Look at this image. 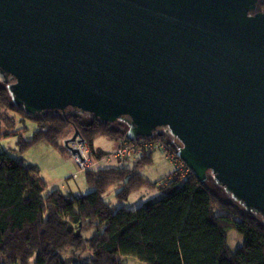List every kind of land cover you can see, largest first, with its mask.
<instances>
[{"label": "water", "instance_id": "obj_1", "mask_svg": "<svg viewBox=\"0 0 264 264\" xmlns=\"http://www.w3.org/2000/svg\"><path fill=\"white\" fill-rule=\"evenodd\" d=\"M261 0H0V77L30 115L166 135L200 184L264 223ZM74 130L63 145L82 159Z\"/></svg>", "mask_w": 264, "mask_h": 264}, {"label": "trees", "instance_id": "obj_2", "mask_svg": "<svg viewBox=\"0 0 264 264\" xmlns=\"http://www.w3.org/2000/svg\"><path fill=\"white\" fill-rule=\"evenodd\" d=\"M259 8L264 12V0ZM17 119L37 127L30 140L21 141V150L44 140L62 155H70L62 140L74 130L97 157V138L120 145L126 141L124 123L103 124L72 110L65 115L25 113L14 105L0 77V140L20 131L13 130ZM152 139L175 155L166 135ZM152 153L141 156L132 168L83 171L89 191L79 197L47 191L38 174L0 153V264H65L66 249L88 251L91 259L82 264H123L124 258L144 264H264V223L255 214L224 192L228 202L220 201L211 181L200 184L192 174L183 181L167 176L150 182L137 167L150 164ZM142 188H156L161 196L133 210L122 206ZM110 192L115 204L105 200ZM214 206L238 220L215 215ZM227 230L243 237L234 252L227 248Z\"/></svg>", "mask_w": 264, "mask_h": 264}, {"label": "rangeland", "instance_id": "obj_3", "mask_svg": "<svg viewBox=\"0 0 264 264\" xmlns=\"http://www.w3.org/2000/svg\"><path fill=\"white\" fill-rule=\"evenodd\" d=\"M4 127V125H3ZM13 130L18 131V133L14 136L5 137L0 140V153H6L16 161L20 162L24 165L28 170L40 174L42 176L54 175L55 177L61 178L65 177V175H70L72 171L79 170L77 165L74 163V157H66L62 155L58 150L51 148L46 141L40 140L31 146L27 147L24 150L20 149L21 141H28L32 138L34 131L37 130L36 124L29 120H20L17 119L14 125ZM73 133L69 132L67 135V139L72 136ZM65 139L62 141L64 142ZM62 142V144H63ZM116 141L107 140L105 138L99 137L96 140L95 148L97 151H102L105 155H109L113 152L112 148L114 147ZM77 144H72V147H76ZM85 145H78V149H81L83 152ZM80 147V148H79ZM90 153L88 150L86 151ZM167 157L171 158V152L167 149L166 151L156 150L152 156L151 164H140L137 167V171L150 182H157L167 176L172 171V165L166 159ZM88 157L95 159L93 154ZM112 157V156H111ZM110 157V158H111ZM169 158V159H170ZM115 161V162H114ZM117 163V160L112 157L110 161H103L99 164L98 167H112ZM128 167V166H126ZM78 182H81V189L86 188L85 190H81V193H87L89 189L82 183L83 181V173L80 171ZM212 184V183H211ZM211 188L215 193H217L220 197V201L227 203L228 200L225 198V195L222 189H219L216 186L211 185ZM161 196L160 191L156 188H142L137 193L131 195L127 201L122 203V206L126 209H136L142 206L146 201H153L158 199ZM105 200L115 204L113 193L106 195ZM213 211L215 215L218 216L220 213H224L225 215L233 218L234 220H238L236 217L232 216V214L220 206H214ZM227 238V248L230 252H234L237 248H239L243 243V237L238 232L234 230L226 231ZM91 259V255L88 251L82 250L80 252L71 251V249H66L62 253V260L65 264H82L88 262ZM32 264V263H30ZM123 264H144L138 261L135 258H124Z\"/></svg>", "mask_w": 264, "mask_h": 264}, {"label": "built area", "instance_id": "obj_4", "mask_svg": "<svg viewBox=\"0 0 264 264\" xmlns=\"http://www.w3.org/2000/svg\"><path fill=\"white\" fill-rule=\"evenodd\" d=\"M83 148V152L79 149L82 159L73 156L80 171L92 169L96 165V162L91 157H88V152H86L88 149L84 146ZM156 150L166 151L167 146L157 139L137 140L132 142L125 141L114 150L111 156L117 160L119 167L124 168L127 166L128 161L138 160L141 156ZM171 159L173 168L169 174L170 178H179L183 181L190 177L192 173L176 155L171 154ZM75 177L76 176L73 175V178Z\"/></svg>", "mask_w": 264, "mask_h": 264}, {"label": "crops", "instance_id": "obj_5", "mask_svg": "<svg viewBox=\"0 0 264 264\" xmlns=\"http://www.w3.org/2000/svg\"><path fill=\"white\" fill-rule=\"evenodd\" d=\"M102 138V137H101ZM98 139V138H97ZM96 139V140H97ZM96 140H95V142H94V144L96 143ZM108 140V139H107ZM120 145V142H116L115 143V145H114V147L112 148V150H113V152H114V150L118 147ZM76 147H78V145L76 146ZM160 151H162V150H160ZM112 152V153H113ZM96 153L99 155V157H97L96 155H93L95 158H96V160L95 159H93L95 162H96V165L93 167V168H99V169H103V168H116V167H119L118 166V164H115L114 166H112V167H98L99 166V164L101 163V162H103V161H110L111 159H112V157H111V154H109V155H105V153H103L102 151H97L96 150ZM154 153V152H153ZM153 153L151 154V163H152V156H153ZM89 155H90V153H88ZM92 155V154H91ZM165 155H166V159L170 162V164L172 165V159L170 158V156H169V158L167 157V153H165ZM64 156H68V157H73V156H71V155H64ZM111 157V158H110ZM73 160H74V163L76 164V162H75V159L73 158ZM115 162V161H114ZM137 162V160H130V161H128V163H127V166H128V168H132L134 165H135V163ZM118 163V162H117ZM150 163V164H151ZM77 165V164H76ZM77 168H79L78 167V165H77ZM92 168V169H93ZM173 168V167H172ZM82 173H83V171H81ZM80 173V170H76V171H72V173L70 174V175H65V177H61V178H59V176L58 177H55L54 175H52V176H49V175H46V177L45 176H42V175H40V174H38V176L42 179V181L46 184V187H47V191H51V190H54V189H58V190H60V191H62L63 193H65V194H68V195H71V196H75V197H79V196H81V195H84V194H86V193H81L83 190H85L86 188H82L81 189V182L79 183L78 182V179H79V174ZM73 175H75L76 177L75 178H73ZM82 183H84V180L82 181ZM82 190V191H81ZM140 191V190H139ZM88 193V192H87ZM137 193V192H136ZM218 216H227V215H225L224 213H219L218 214Z\"/></svg>", "mask_w": 264, "mask_h": 264}]
</instances>
